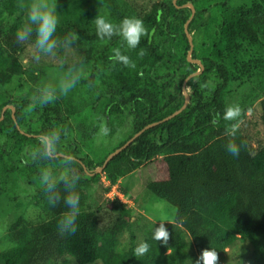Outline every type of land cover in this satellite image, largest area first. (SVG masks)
I'll return each mask as SVG.
<instances>
[{"label": "trees", "instance_id": "1", "mask_svg": "<svg viewBox=\"0 0 264 264\" xmlns=\"http://www.w3.org/2000/svg\"><path fill=\"white\" fill-rule=\"evenodd\" d=\"M30 2L0 0V86L22 79L20 87H28L26 95L6 103L14 112L7 109L0 121V193L10 174L31 184L45 169L53 178L70 180L75 173L79 180L73 190L80 194L81 214L75 233H60L57 224L67 211L64 184L54 190L61 197L55 207L41 185L34 207L42 212L35 220L17 216L7 226L0 264H196L202 251L217 255L238 242L247 249L242 264H264V0L239 5L231 0H152L146 7L129 0H48L58 15L55 49L69 48L76 56L61 69L68 79H78L68 98L54 92L56 98L44 104L39 97L47 84L45 69L22 61L25 49L35 48V33L21 42L14 35L25 19L23 5ZM186 3L195 10L187 25L194 42L191 58L203 65L201 74L185 84L187 106L145 130L102 173L86 177L84 168L93 172L143 127L182 106V83L199 68L186 58L184 24L191 14L183 7ZM97 16L113 23L137 17L146 33L134 49L115 35L98 39ZM71 34L76 39L65 44ZM114 48L135 68L110 60ZM249 82L254 84L250 92L258 90L260 99L263 139L255 146L237 119L222 118L234 91ZM6 104L0 105V116ZM100 122L110 131L94 145ZM52 133L59 137L56 152L45 156L36 136ZM229 139L240 145L239 155L225 151ZM158 157L164 176L145 187L174 208L172 222L153 223L118 199H106L105 206L100 197L90 199L88 184L103 189L105 197L120 179ZM63 168L67 171L60 174ZM161 226L168 231L166 243L153 238ZM142 242L149 250L137 256Z\"/></svg>", "mask_w": 264, "mask_h": 264}, {"label": "rangeland", "instance_id": "2", "mask_svg": "<svg viewBox=\"0 0 264 264\" xmlns=\"http://www.w3.org/2000/svg\"><path fill=\"white\" fill-rule=\"evenodd\" d=\"M129 1L134 2L137 6L141 5L146 7L152 0ZM249 2L250 0H231V3L234 5ZM23 56V63L35 62L45 69L47 84H44L43 89H51L55 93H59L64 99L69 97V91L67 94H64L60 89L61 81L68 80V76L65 71L61 69L62 65L76 60L75 54L69 48H63L61 51L59 49H55L51 54H47L28 46L25 49ZM19 80L20 79L5 87L0 86V105L6 104L8 101L13 100L16 97L26 95V89L28 90V87H20L24 81H22V79L20 81ZM31 88L33 87H30V89ZM35 88L41 89V87L38 86ZM251 88H254V84L250 82L241 86L240 89L234 91L227 104L228 106L238 105L241 109L240 115H242L245 107H249L245 115H239L236 119L237 125L244 131V133L249 137L250 142L255 146L258 141L263 139V134L258 120L260 100L256 98L258 90L250 92ZM43 89H41L40 92H42ZM62 98L60 99L62 100ZM77 99L79 98L75 96L72 100L76 101ZM5 106H7V109H12V105L10 104H6L3 107ZM95 117L97 116H92L90 121ZM102 140V137H97L94 145H97ZM164 167L165 166L159 157L152 160L135 172L120 179L117 186H113V188L105 194V197L103 189H96L94 184H88L86 187L90 193V199H97L100 197V204L102 206H105L106 199L110 201L118 199L121 203L134 207L135 210L137 209V212L142 213L153 223L172 222L175 215L174 208L167 202L154 196L145 187L146 182L163 178ZM66 171L67 170L63 168L60 174H65ZM52 176H54V174H52ZM86 177L90 176L86 175ZM41 185L40 180H36L35 182L29 184L25 177L17 175L14 176L13 174H10L7 177L4 190L0 193V251L5 249L7 245V241L4 239L5 230L17 216L21 215L22 217L30 220H35L39 217V213L42 212V210L38 207H34V196L36 194V190ZM105 208L108 210L109 207ZM101 213H104V210H102ZM184 236L189 241L187 234H184ZM245 248L244 243H236L233 248L226 249L224 252L217 254L214 264H242L247 251ZM66 264L74 263L67 262Z\"/></svg>", "mask_w": 264, "mask_h": 264}, {"label": "clouds", "instance_id": "3", "mask_svg": "<svg viewBox=\"0 0 264 264\" xmlns=\"http://www.w3.org/2000/svg\"><path fill=\"white\" fill-rule=\"evenodd\" d=\"M25 8L24 22L16 29L15 39L17 42L29 40L35 33V48L47 54H51L57 45V40L53 38V33L56 31L58 23V15L56 6L49 3L48 0H31L30 3L23 5ZM96 36L101 40H110L114 35L118 36L128 49H134L140 42V38L145 35L146 28L141 19L137 17H125L119 23H113L104 16H97L94 20ZM75 34L65 38V44L74 41ZM113 55L110 60L118 62L128 68H135V63L129 59L127 55L121 54L119 48H114ZM78 77L61 81V92H67L74 86ZM56 98L55 93L51 89H43L39 100L41 104L51 103ZM241 109L238 105L228 106L222 115L224 120H234L240 115ZM109 128L105 122H101L98 128L97 135L106 137L109 134ZM234 135V134H233ZM58 134L52 133L41 138V146L45 156H53L56 152L55 141L58 140ZM225 151L232 156L239 155L240 145L235 140L229 139L225 144ZM40 182L45 186V191L49 193L47 200L50 206L55 207L59 203L61 197L59 191H54L58 183H63L66 195L63 197L64 204L67 206V211L63 212L58 221L57 228L60 233H75L77 231V218L81 214V197L79 192L73 190L75 182L79 180V176L75 173L69 180L64 176L53 178L50 172L45 169L41 171ZM153 238L164 243L168 239V231L163 226L156 229ZM149 250L147 242H142L135 249L137 256H143ZM216 253L204 250L196 264H214Z\"/></svg>", "mask_w": 264, "mask_h": 264}, {"label": "water", "instance_id": "4", "mask_svg": "<svg viewBox=\"0 0 264 264\" xmlns=\"http://www.w3.org/2000/svg\"><path fill=\"white\" fill-rule=\"evenodd\" d=\"M173 2H175V0H173ZM183 7H188L190 8L191 10V14H190V17L188 18V20L185 22L184 24V32H185V35H186V38L188 40V43H189V49H188V52H187V55H186V58L189 62H192V63H195L199 68L194 72V73H191L189 74L183 81L182 83V90H183V95H184V102L182 104V106L176 110L175 112H173L172 114L168 115L167 117L163 118L162 120L160 121H157V122H153L151 124H148L146 125L145 127H143L140 131H138L137 133H135L127 142H125L121 147H119L118 149L114 150L112 153H110L106 159L104 160L103 164L100 166V167H97L93 172H88L85 168L83 169L85 174L88 175V176H92L94 174H97V173H102L103 169L105 168V166L107 165V163L115 156L117 155L121 150H123L124 148H126L134 139H136L140 134H142L145 130L149 129V128H152L162 122H165L169 119H171L172 117L176 116L177 114H179L181 111H183L185 109V107L187 106L188 102H189V95L188 93L186 92L185 90V84L186 82L191 79V78H194L196 76H198L199 74H201L202 70H203V65L201 63L200 60H197V59H192L191 58V53H192V50H193V47H194V42L192 40V37L190 35V33L188 32L187 30V25L188 23L190 22V20L193 18L194 16V8L192 6L191 3H186L183 5ZM7 109V106L3 107L2 108V111H1V116H0V121L2 120L3 118V114L5 112V110ZM12 114L14 112V107L12 106ZM38 138H42V136H36Z\"/></svg>", "mask_w": 264, "mask_h": 264}, {"label": "crops", "instance_id": "5", "mask_svg": "<svg viewBox=\"0 0 264 264\" xmlns=\"http://www.w3.org/2000/svg\"><path fill=\"white\" fill-rule=\"evenodd\" d=\"M134 208V207H133ZM135 209V208H134ZM137 210V209H136Z\"/></svg>", "mask_w": 264, "mask_h": 264}]
</instances>
